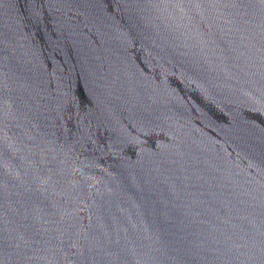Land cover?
I'll use <instances>...</instances> for the list:
<instances>
[{
    "label": "water",
    "instance_id": "water-1",
    "mask_svg": "<svg viewBox=\"0 0 264 264\" xmlns=\"http://www.w3.org/2000/svg\"><path fill=\"white\" fill-rule=\"evenodd\" d=\"M0 264H264V0H0Z\"/></svg>",
    "mask_w": 264,
    "mask_h": 264
}]
</instances>
